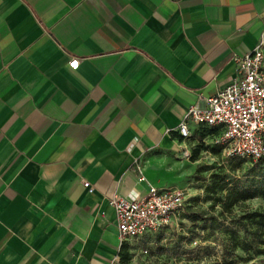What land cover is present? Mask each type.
<instances>
[{
	"label": "crops",
	"instance_id": "0c3cea01",
	"mask_svg": "<svg viewBox=\"0 0 264 264\" xmlns=\"http://www.w3.org/2000/svg\"><path fill=\"white\" fill-rule=\"evenodd\" d=\"M260 40L264 0H0V264L137 253L149 234L122 242L108 199L185 185L222 148L178 124Z\"/></svg>",
	"mask_w": 264,
	"mask_h": 264
},
{
	"label": "built area",
	"instance_id": "2783aa9c",
	"mask_svg": "<svg viewBox=\"0 0 264 264\" xmlns=\"http://www.w3.org/2000/svg\"><path fill=\"white\" fill-rule=\"evenodd\" d=\"M264 40L243 55L233 54L231 60L238 77L216 94L204 99V105L192 104L178 124L182 138L189 137L187 121L218 126L219 142L228 154L256 161L264 156ZM72 57L68 65L78 66ZM139 173L140 169L137 168ZM143 179V176H140ZM92 191V186L83 181ZM185 191L176 187L157 188L150 185L145 194L135 197L113 195L108 199L115 214L118 236L122 242L140 241L154 231L177 226L185 209ZM142 253L147 250L141 249ZM107 264H141L138 253L123 261L113 256Z\"/></svg>",
	"mask_w": 264,
	"mask_h": 264
},
{
	"label": "rangeland",
	"instance_id": "374dc122",
	"mask_svg": "<svg viewBox=\"0 0 264 264\" xmlns=\"http://www.w3.org/2000/svg\"><path fill=\"white\" fill-rule=\"evenodd\" d=\"M209 150L211 153L186 175L185 185L173 186L185 191L187 215L180 216L177 226L149 233L148 243L135 244L147 250L137 251L141 264H264V255L233 248L229 237L230 231L236 230L239 240H252V247L256 246L252 237L241 231L237 216L243 210L264 209V165L228 154L223 145ZM217 180L226 183V188L256 195L239 199L230 212H224L213 201L224 192H211V183ZM262 234L264 237V229Z\"/></svg>",
	"mask_w": 264,
	"mask_h": 264
},
{
	"label": "trees",
	"instance_id": "16d2710c",
	"mask_svg": "<svg viewBox=\"0 0 264 264\" xmlns=\"http://www.w3.org/2000/svg\"><path fill=\"white\" fill-rule=\"evenodd\" d=\"M255 162H258L260 164L264 165V156L260 159L256 160ZM211 192L213 194L215 193H223L220 196H217V198H213V201H216L220 204L222 210L224 212H230L231 207L239 201V199H244L250 196L256 195V192H253L252 194L245 195L243 193H239L237 191H234L232 188H226V183L213 181L211 183ZM263 195L264 193L261 192ZM189 203V201H186V205ZM185 205V208H186ZM187 213L185 212V209L181 213L180 216H186ZM237 222L238 225L241 227V231L244 233L245 236L250 235L255 241L256 246L252 247V240H248L246 238H243L242 240L238 239V234L236 230L230 231V241L231 246L233 248L239 247L244 252H249L251 249H253V254L255 255H264V237L262 234V229H264V209H250V210H243L239 216H237ZM124 247V245H123ZM120 259L125 261L128 258V254L125 251H120Z\"/></svg>",
	"mask_w": 264,
	"mask_h": 264
}]
</instances>
